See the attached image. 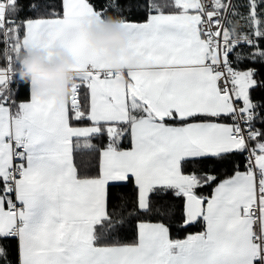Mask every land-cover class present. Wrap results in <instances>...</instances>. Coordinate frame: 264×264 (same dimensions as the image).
<instances>
[{
    "label": "snow or ice",
    "instance_id": "snow-or-ice-1",
    "mask_svg": "<svg viewBox=\"0 0 264 264\" xmlns=\"http://www.w3.org/2000/svg\"><path fill=\"white\" fill-rule=\"evenodd\" d=\"M34 47L69 97L19 78ZM0 264H264V0H0Z\"/></svg>",
    "mask_w": 264,
    "mask_h": 264
},
{
    "label": "clouds",
    "instance_id": "clouds-1",
    "mask_svg": "<svg viewBox=\"0 0 264 264\" xmlns=\"http://www.w3.org/2000/svg\"><path fill=\"white\" fill-rule=\"evenodd\" d=\"M119 24L116 18H108L102 25L93 22L85 27L86 38L94 47L106 48L113 57H118L119 50L127 45V34ZM48 51L44 47L28 51L20 61L18 76L30 85L35 84L38 92L69 97L74 83L75 58L67 49L55 48L52 50L55 55L49 62Z\"/></svg>",
    "mask_w": 264,
    "mask_h": 264
},
{
    "label": "trees",
    "instance_id": "trees-1",
    "mask_svg": "<svg viewBox=\"0 0 264 264\" xmlns=\"http://www.w3.org/2000/svg\"><path fill=\"white\" fill-rule=\"evenodd\" d=\"M20 2H21V4L26 5L27 3H29V0H20ZM23 15H25V13H21V16H23ZM241 23L242 22L237 21V22H235L232 25V27L235 26V31L236 32H239ZM25 55H27V52L24 53V55L21 57V60H22V58ZM19 68H20V63H19V66L17 68V74H18ZM23 81L26 82V83H28L27 80H23ZM80 159L91 160V157L90 156H87L85 154H81L80 155ZM130 192H131V189L130 188L113 189L112 190V205H113V207L117 204L118 198L127 199Z\"/></svg>",
    "mask_w": 264,
    "mask_h": 264
},
{
    "label": "crops",
    "instance_id": "crops-1",
    "mask_svg": "<svg viewBox=\"0 0 264 264\" xmlns=\"http://www.w3.org/2000/svg\"><path fill=\"white\" fill-rule=\"evenodd\" d=\"M35 48V47H34ZM33 49V48H32ZM123 49V48H121ZM121 49L119 50L120 51V55L118 57H113L110 53V60L112 61V66L117 70V72H121L122 68L125 66L126 62H131V63H136V62H139V58H133L129 55V59L128 61L125 60V53L123 51H121ZM31 50V49H30ZM29 50V51H30ZM28 53V51H27ZM49 60V59H48ZM51 60H49V62H51ZM35 88H36V85L35 84H32ZM61 99H63L64 97L58 95V94H53Z\"/></svg>",
    "mask_w": 264,
    "mask_h": 264
},
{
    "label": "rangeland",
    "instance_id": "rangeland-1",
    "mask_svg": "<svg viewBox=\"0 0 264 264\" xmlns=\"http://www.w3.org/2000/svg\"><path fill=\"white\" fill-rule=\"evenodd\" d=\"M232 28H233V29H234V31H235V26H233Z\"/></svg>",
    "mask_w": 264,
    "mask_h": 264
}]
</instances>
